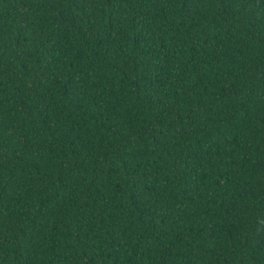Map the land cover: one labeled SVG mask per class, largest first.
<instances>
[{"label":"trees","instance_id":"16d2710c","mask_svg":"<svg viewBox=\"0 0 264 264\" xmlns=\"http://www.w3.org/2000/svg\"><path fill=\"white\" fill-rule=\"evenodd\" d=\"M0 264H264V0H0Z\"/></svg>","mask_w":264,"mask_h":264}]
</instances>
